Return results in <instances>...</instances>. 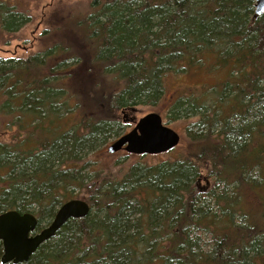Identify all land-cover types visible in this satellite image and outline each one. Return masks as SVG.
Here are the masks:
<instances>
[{
  "label": "trees",
  "instance_id": "obj_1",
  "mask_svg": "<svg viewBox=\"0 0 264 264\" xmlns=\"http://www.w3.org/2000/svg\"><path fill=\"white\" fill-rule=\"evenodd\" d=\"M1 3L0 29L14 33L25 18ZM65 14L39 51L0 59V111L19 131L0 141V214L32 213L39 231L68 188L86 189L90 212L21 264H264V211L244 205L264 190V13L253 0H91ZM191 71L219 77L172 103L173 120L195 118L184 154L136 156L119 177L95 169L86 186L77 155L119 138L120 112L155 107L164 79Z\"/></svg>",
  "mask_w": 264,
  "mask_h": 264
},
{
  "label": "rangeland",
  "instance_id": "obj_2",
  "mask_svg": "<svg viewBox=\"0 0 264 264\" xmlns=\"http://www.w3.org/2000/svg\"><path fill=\"white\" fill-rule=\"evenodd\" d=\"M0 1L6 3V5L9 7H13V11L21 13L26 21V23L21 25L19 30L14 33L2 32L0 29V59L6 60V57L16 58L24 54L30 55L39 51L44 46L43 41L47 36L46 34L52 37L53 30L56 29L57 26L63 22L64 17H66V11L74 9L75 7L84 8L91 0ZM2 4L3 3L0 5ZM216 76V74L213 75L205 71H191L185 74H177L166 77L164 79V98L162 101L157 103L155 107L138 105L134 107L136 108V113L134 112L132 114L129 111H122L119 113V120L122 122V128L120 131L119 129H116L117 135L120 137L132 129L133 124L130 122L131 118L139 120L148 113H158L161 116L163 125L178 133L180 136V142L175 149L168 153L156 156L146 155V157L142 158L145 159L143 163L153 164L160 159H169V154L171 153L173 156L184 154L185 149H187L189 145L190 138H188V131L190 129L195 130L192 128L195 123V118L181 116V118H176L173 120L174 114H170V111H173L174 109L172 103L182 95L190 93L196 94L201 92L203 89L207 90L210 88V86L216 85V78L219 77ZM5 99L6 95L0 94V106L6 102ZM77 115L78 112L74 111L69 116L63 117V119H65L67 123L74 124L80 118ZM8 121L9 118H6V114H4L3 110H1L0 141L4 143H6V141H11L10 143H12L16 138V134L19 133V131H17L15 128L9 130L8 127H6V123ZM26 136H28L27 131H21V137ZM116 139L118 138L112 136L104 143L96 142L91 150H82V152L77 155L79 165L81 164L83 166L79 176L83 177V181H85L86 186L90 181L93 180L95 169L97 170L95 175H99L100 177L105 176L103 173H101L104 167L105 174L107 172V174L117 175L119 177L121 172L125 171L127 168L131 167L133 163L138 161L136 156L127 154L123 151L108 155L107 148ZM93 162H97L95 168L89 167L92 166ZM204 178H206L208 181H205ZM210 181L211 180H209L205 175L195 181L194 187L198 191L202 190L208 185V183H211ZM258 190L259 191L257 192L258 194L256 198H250L249 201L248 198H246L244 201V205L247 206L248 211L256 217H258V213L260 211H264V190L262 188H259ZM67 191L71 192V194L68 195V201L74 199L85 200L86 196H88L86 194L85 188H82V190L77 188H68ZM34 211L35 210H33V212ZM53 218L43 223L40 226V229L47 227Z\"/></svg>",
  "mask_w": 264,
  "mask_h": 264
},
{
  "label": "water",
  "instance_id": "obj_3",
  "mask_svg": "<svg viewBox=\"0 0 264 264\" xmlns=\"http://www.w3.org/2000/svg\"><path fill=\"white\" fill-rule=\"evenodd\" d=\"M256 17L264 13V0H253ZM136 113V108L126 109ZM132 129L116 139L108 148V155L123 151L133 156H156L175 149L180 136L163 125L158 113H148L139 120L131 118ZM90 212L89 205L81 199L62 204L56 211L51 223L37 231L38 222L32 213L20 214L9 210L0 214V243L2 255L0 264H21L56 233L69 219H83Z\"/></svg>",
  "mask_w": 264,
  "mask_h": 264
}]
</instances>
